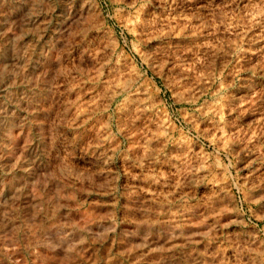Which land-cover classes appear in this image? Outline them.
Masks as SVG:
<instances>
[{"label": "rangeland", "instance_id": "obj_1", "mask_svg": "<svg viewBox=\"0 0 264 264\" xmlns=\"http://www.w3.org/2000/svg\"><path fill=\"white\" fill-rule=\"evenodd\" d=\"M0 264H264V0H0Z\"/></svg>", "mask_w": 264, "mask_h": 264}]
</instances>
